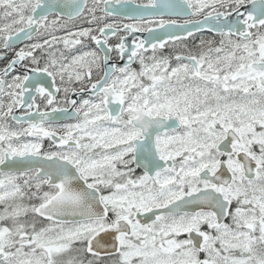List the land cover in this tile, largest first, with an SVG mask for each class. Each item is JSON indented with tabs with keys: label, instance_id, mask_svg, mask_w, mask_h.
Returning <instances> with one entry per match:
<instances>
[{
	"label": "snow or ice",
	"instance_id": "obj_1",
	"mask_svg": "<svg viewBox=\"0 0 264 264\" xmlns=\"http://www.w3.org/2000/svg\"><path fill=\"white\" fill-rule=\"evenodd\" d=\"M0 264H264V0H0Z\"/></svg>",
	"mask_w": 264,
	"mask_h": 264
}]
</instances>
